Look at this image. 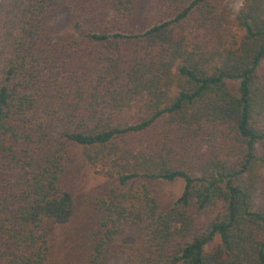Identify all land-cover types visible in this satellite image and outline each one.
Listing matches in <instances>:
<instances>
[{
  "label": "trees",
  "instance_id": "16d2710c",
  "mask_svg": "<svg viewBox=\"0 0 264 264\" xmlns=\"http://www.w3.org/2000/svg\"><path fill=\"white\" fill-rule=\"evenodd\" d=\"M139 2L0 0V264H54L76 147L114 181L84 264H264V0Z\"/></svg>",
  "mask_w": 264,
  "mask_h": 264
},
{
  "label": "rangeland",
  "instance_id": "374dc122",
  "mask_svg": "<svg viewBox=\"0 0 264 264\" xmlns=\"http://www.w3.org/2000/svg\"><path fill=\"white\" fill-rule=\"evenodd\" d=\"M151 1L140 0L135 18L136 30H142L150 25L151 17L154 15L150 6ZM226 1L236 14L245 0ZM50 28L57 40L74 34L69 10L63 9L51 22ZM229 84L232 90L237 93L239 81L230 80ZM261 150H264V144ZM64 179L75 195V214L72 221L55 228L52 261L54 264H84L82 257L85 255L90 236L96 228V221L98 222L97 199L106 193L114 181L96 174L78 147L70 160ZM144 180L163 206H167L178 198L185 185L181 178L174 181L148 178ZM70 260L72 262H66ZM110 264H124V258L114 257Z\"/></svg>",
  "mask_w": 264,
  "mask_h": 264
}]
</instances>
